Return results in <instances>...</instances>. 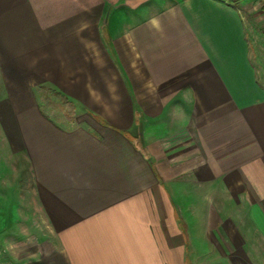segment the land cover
<instances>
[{"label": "crops", "instance_id": "crops-1", "mask_svg": "<svg viewBox=\"0 0 264 264\" xmlns=\"http://www.w3.org/2000/svg\"><path fill=\"white\" fill-rule=\"evenodd\" d=\"M0 150L26 264H264V1L0 0Z\"/></svg>", "mask_w": 264, "mask_h": 264}, {"label": "rangeland", "instance_id": "rangeland-1", "mask_svg": "<svg viewBox=\"0 0 264 264\" xmlns=\"http://www.w3.org/2000/svg\"><path fill=\"white\" fill-rule=\"evenodd\" d=\"M264 1V0H263ZM46 107L55 112V115L66 117L71 121V117L76 113L75 107L64 97L60 96L54 90H45L43 94ZM70 118V119H69ZM67 122V121H66ZM72 123H74L72 121ZM18 173L19 181L22 182V190L25 191L24 199H21L20 206L23 212L18 217L15 212L10 211V201L2 196L5 192L3 186L6 185L5 179L12 172ZM17 186V181L14 183ZM10 185V182H9ZM10 188V187H9ZM6 195V194H4ZM3 197V198H2ZM2 200L9 202L8 210L0 212V264H26L33 262V253L41 247L44 239L47 240L48 229L44 227V219L41 217L39 209L35 203V196L32 190L30 173L23 160L14 158L12 161L6 158V154L0 150V206ZM15 203V201H14ZM14 206V205H13ZM245 237V232L243 233ZM247 238V234H246ZM249 241V237L247 238ZM251 242V241H250ZM255 245V244H254ZM247 245L248 251L252 257H256L251 247ZM201 264H223L219 261H201Z\"/></svg>", "mask_w": 264, "mask_h": 264}, {"label": "trees", "instance_id": "trees-1", "mask_svg": "<svg viewBox=\"0 0 264 264\" xmlns=\"http://www.w3.org/2000/svg\"><path fill=\"white\" fill-rule=\"evenodd\" d=\"M232 1H237V0H232Z\"/></svg>", "mask_w": 264, "mask_h": 264}]
</instances>
